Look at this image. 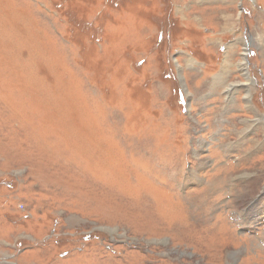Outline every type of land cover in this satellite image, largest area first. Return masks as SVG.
<instances>
[{
  "label": "rangeland",
  "instance_id": "374dc122",
  "mask_svg": "<svg viewBox=\"0 0 264 264\" xmlns=\"http://www.w3.org/2000/svg\"><path fill=\"white\" fill-rule=\"evenodd\" d=\"M228 219L264 221V0H0V264L210 263Z\"/></svg>",
  "mask_w": 264,
  "mask_h": 264
},
{
  "label": "crops",
  "instance_id": "0c3cea01",
  "mask_svg": "<svg viewBox=\"0 0 264 264\" xmlns=\"http://www.w3.org/2000/svg\"><path fill=\"white\" fill-rule=\"evenodd\" d=\"M4 182V180H1L2 184ZM227 223V231L231 233L228 234V236H231L229 238L230 242L236 245L226 246L225 251L219 253L216 260L204 264H264V221H253L250 226L245 224L249 222L240 221L237 223L229 219ZM243 225L256 230L261 237L256 239L254 235L242 232ZM230 247L232 250H230ZM6 256H9V254L4 249L0 250V261Z\"/></svg>",
  "mask_w": 264,
  "mask_h": 264
}]
</instances>
